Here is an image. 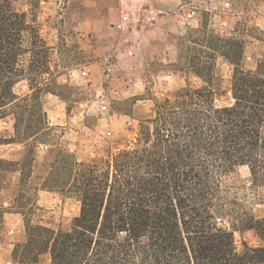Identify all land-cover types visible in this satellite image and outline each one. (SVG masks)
Masks as SVG:
<instances>
[{
  "label": "trees",
  "instance_id": "16d2710c",
  "mask_svg": "<svg viewBox=\"0 0 264 264\" xmlns=\"http://www.w3.org/2000/svg\"><path fill=\"white\" fill-rule=\"evenodd\" d=\"M44 2L0 0V123L14 121L0 146L25 148L21 161L0 159V194L17 179L11 209L24 217L27 234L13 264H264V216L245 209L226 183L242 167L254 185L264 183V57L246 68L248 38L264 44V32L226 37L203 26L199 36L181 39L180 72L202 87L155 99L125 147L79 162L54 143L44 109L58 86L54 50L38 22ZM218 59L232 68L233 103L225 106L216 104ZM24 81L29 93L19 96ZM41 146L57 148L43 163ZM41 191L80 204L69 229L33 224ZM247 232L262 245L240 251L235 234Z\"/></svg>",
  "mask_w": 264,
  "mask_h": 264
},
{
  "label": "rangeland",
  "instance_id": "374dc122",
  "mask_svg": "<svg viewBox=\"0 0 264 264\" xmlns=\"http://www.w3.org/2000/svg\"><path fill=\"white\" fill-rule=\"evenodd\" d=\"M38 22L56 63L58 86L43 100L54 143L79 162H91L125 147L139 121L153 114L155 99L202 87L187 69L180 72L186 55L181 39L199 36L203 26L217 36L231 37L253 27L259 35L264 32V0H45ZM248 42L246 68L255 69L264 57V44L254 38ZM231 77V66L218 59L217 106L233 103ZM15 92L29 93L28 83L21 82ZM13 124L12 118L1 122L0 135H11ZM56 149L41 146L39 163ZM21 155L20 147L0 148V157L17 160ZM226 183L245 209L264 216V183L254 185L247 167L237 169ZM8 202L0 216L15 212L13 198ZM36 202L38 210L31 217L35 225L69 229L80 213L75 199L58 193L41 191ZM26 238L24 218L7 220L4 215L0 264H13L14 248ZM235 239L240 251L245 243L262 245L254 232L236 233Z\"/></svg>",
  "mask_w": 264,
  "mask_h": 264
},
{
  "label": "crops",
  "instance_id": "0c3cea01",
  "mask_svg": "<svg viewBox=\"0 0 264 264\" xmlns=\"http://www.w3.org/2000/svg\"><path fill=\"white\" fill-rule=\"evenodd\" d=\"M1 147H13V148H17V147H20L21 148V157L17 160L15 159H7L6 157H0V159H3V160H7V161H15V162H18V161H21L24 157V154H25V148L22 146V145H3V146H0ZM17 184V179H15V181L13 182V185L11 186V188L9 190H4L1 192L0 194V198H2V202L0 203V208H5L8 204H10V202H8V200L10 198H12V193H13V190L15 189V185ZM4 195H7L9 196V199L5 198L4 199ZM5 215V219L8 220V218H13V217H16V216H22L21 214H18V213H15V212H11V210H9V212H5L4 213ZM22 218H24L22 216Z\"/></svg>",
  "mask_w": 264,
  "mask_h": 264
}]
</instances>
